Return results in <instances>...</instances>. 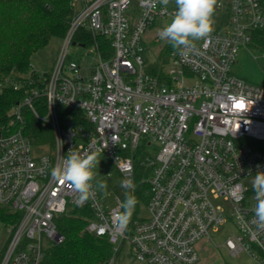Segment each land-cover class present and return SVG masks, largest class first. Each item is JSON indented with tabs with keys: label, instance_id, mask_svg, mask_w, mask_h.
<instances>
[{
	"label": "built area",
	"instance_id": "2783aa9c",
	"mask_svg": "<svg viewBox=\"0 0 264 264\" xmlns=\"http://www.w3.org/2000/svg\"><path fill=\"white\" fill-rule=\"evenodd\" d=\"M82 4L50 73L33 67L36 76L1 84L21 91L24 99L12 110L18 128L0 132V207L10 215L0 264H41L47 248L64 240L57 219L84 206L93 213L87 231L107 236L114 247L105 264H117L125 242L147 264H196L198 242L213 241L212 233L228 223L234 227L224 242L229 254L264 264V231L253 223L252 211V179L264 172V151L251 142L264 141V85L234 72L241 46L264 27L260 0L219 1L217 8L228 17L225 26L196 41L191 51L172 49L155 66L143 55L145 34L176 10L153 7L152 0ZM80 32L95 41L76 39ZM99 37L109 42L111 54L99 47ZM74 42L94 48L98 60L87 62L85 53L66 66ZM61 106L77 111L87 124L62 118ZM23 108L52 127V153H33L43 144H33L24 133ZM142 141L159 142L161 149L144 154ZM70 149L102 152L116 164L122 182L132 181L133 188L124 186L132 192L138 162L146 173L141 182L148 186V216L136 218L135 211L125 227H117L122 199L117 196L108 208L94 182L95 195L78 204V193L51 175Z\"/></svg>",
	"mask_w": 264,
	"mask_h": 264
},
{
	"label": "trees",
	"instance_id": "16d2710c",
	"mask_svg": "<svg viewBox=\"0 0 264 264\" xmlns=\"http://www.w3.org/2000/svg\"><path fill=\"white\" fill-rule=\"evenodd\" d=\"M260 2L264 9V0ZM74 15V0H0V132L6 133L18 128L19 123L14 121L12 110L24 99L21 91L1 84L7 79L20 80L36 76V70L31 64L32 56L47 46L54 36L65 37ZM80 33L76 39L93 40L90 34ZM97 42L103 51L108 49L107 54H111L106 39L99 37ZM248 46L258 59L264 60V27L253 32ZM172 49L170 45L162 50L164 62ZM59 111L62 118L74 116L82 124H87L75 110L61 106ZM43 112L39 107V113ZM23 119V131L33 144L54 145L53 130L48 123L37 118L27 108H23ZM251 142L264 151V141ZM143 173L137 162V189L133 194L127 190L124 200L126 195H134L137 202L149 197L145 195L147 183L141 182ZM9 216L8 211L0 207V218L9 220ZM92 216L88 206L74 207L61 215L57 219V226L64 240L47 248L41 264H105L113 255L114 247L107 236L87 231L86 226Z\"/></svg>",
	"mask_w": 264,
	"mask_h": 264
},
{
	"label": "rangeland",
	"instance_id": "374dc122",
	"mask_svg": "<svg viewBox=\"0 0 264 264\" xmlns=\"http://www.w3.org/2000/svg\"><path fill=\"white\" fill-rule=\"evenodd\" d=\"M224 2L225 0H219ZM75 10L79 11L83 7L82 0H75ZM167 8L170 10H177L175 7L174 0H171ZM172 18L158 19L156 24L149 28L144 37V46L145 50L143 52L144 58L148 64H152V66L158 65V62H163V55H161V50L168 44L167 41L161 40L159 38V31L162 27H164L167 23L170 22ZM227 14L225 10L216 8L214 15V28L221 29L227 23ZM81 34V33H80ZM83 35V34H82ZM84 36V35H83ZM87 43L94 42L95 40H86ZM65 46V38L54 36L49 44L44 48L37 51L31 59L32 66L41 72L50 73L58 57L62 54ZM164 52V51H163ZM85 53H89L86 56L87 62L95 63L99 55L91 46L82 47L79 44L71 43L67 50V58L65 61V65L69 63L71 60H81ZM156 63V64H155ZM161 65V64H159ZM171 65V64H170ZM168 66V68L170 67ZM234 72L246 78L248 81L258 84L264 85V60L258 59L254 53L250 50L249 46H241L240 52L237 58V61L234 65ZM141 147H143L144 154L155 155L161 149V144L159 142H152L151 144H146L143 141L140 143ZM52 147L50 144H43L42 147L34 148V154H44V153H52ZM99 154L100 163L97 168L94 170L97 173L96 180L103 181L107 184V195H105V190L97 187L101 198H103V203L108 208L116 205V198L119 196L122 201H124V195L127 190L131 193L132 191L128 188L122 186V176L118 171L116 164L102 153L97 152ZM95 183V181H93ZM96 185V184H95ZM133 194V192H132ZM145 195H149L147 190L145 191ZM140 199L135 208L137 212L136 218L147 217L149 214L147 201L149 199ZM226 206V203L222 200L218 201ZM8 223L6 220L0 218V248L5 247L8 239L7 233ZM234 230L233 224L228 223L225 226H222L218 232H213V241L215 242L216 247L221 248V258L226 262V264H247L249 260L242 256H247L243 254L241 257H232L227 253L222 244L225 242L227 237L230 234V231ZM120 242L115 245V248H118ZM248 258H250L248 256ZM250 260H252L250 258ZM117 264H147L145 262L139 261L135 259L131 253L130 244L125 242L118 254Z\"/></svg>",
	"mask_w": 264,
	"mask_h": 264
},
{
	"label": "clouds",
	"instance_id": "9594fccd",
	"mask_svg": "<svg viewBox=\"0 0 264 264\" xmlns=\"http://www.w3.org/2000/svg\"><path fill=\"white\" fill-rule=\"evenodd\" d=\"M171 0H152L156 4L169 5ZM176 11L172 19L159 31V38L167 41L173 49L184 52L196 47V41L207 40L214 31V15L219 0H174ZM100 163L97 152H78L70 149L65 158L51 169V175L59 182L66 183L78 193V204H84L95 195L93 181L98 188L105 190L107 184L96 180L94 171ZM122 186L133 188L130 179L122 182ZM252 190L255 193L253 223L257 229L264 231V172H258L252 179ZM137 200L134 195H126L121 203L123 211L115 217L117 227H125L130 221Z\"/></svg>",
	"mask_w": 264,
	"mask_h": 264
},
{
	"label": "crops",
	"instance_id": "0c3cea01",
	"mask_svg": "<svg viewBox=\"0 0 264 264\" xmlns=\"http://www.w3.org/2000/svg\"><path fill=\"white\" fill-rule=\"evenodd\" d=\"M222 246L229 254L224 243L222 244ZM197 247L200 253V260L196 264H226V262L221 258V248L216 247L214 241L201 240L198 242ZM243 257L249 260L247 264H252V260L248 258V255L242 256V258Z\"/></svg>",
	"mask_w": 264,
	"mask_h": 264
},
{
	"label": "snow or ice",
	"instance_id": "6c2138e0",
	"mask_svg": "<svg viewBox=\"0 0 264 264\" xmlns=\"http://www.w3.org/2000/svg\"><path fill=\"white\" fill-rule=\"evenodd\" d=\"M237 107H239V108H243L244 107V105L241 103V104H237Z\"/></svg>",
	"mask_w": 264,
	"mask_h": 264
},
{
	"label": "water",
	"instance_id": "95a60500",
	"mask_svg": "<svg viewBox=\"0 0 264 264\" xmlns=\"http://www.w3.org/2000/svg\"><path fill=\"white\" fill-rule=\"evenodd\" d=\"M76 42H74L73 44H75Z\"/></svg>",
	"mask_w": 264,
	"mask_h": 264
}]
</instances>
